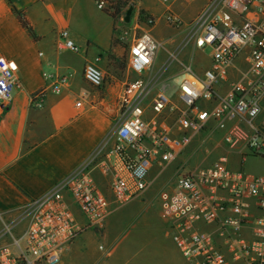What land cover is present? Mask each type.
<instances>
[{
  "label": "built area",
  "instance_id": "obj_1",
  "mask_svg": "<svg viewBox=\"0 0 264 264\" xmlns=\"http://www.w3.org/2000/svg\"><path fill=\"white\" fill-rule=\"evenodd\" d=\"M157 1L158 16L141 11L116 28L124 34L132 26L128 69L137 80L125 84L117 97L111 136L43 195L14 214L0 213V264H59L81 232L100 229L115 209L149 188L153 163L170 164L193 140L202 146L221 133L228 150L241 145L252 155H264V135L256 126L264 100V0ZM105 4L95 0L98 10ZM179 7L195 11L194 16L185 22ZM161 26L181 34L172 50L156 36ZM56 47L77 52L67 30L58 33ZM187 49L190 54L209 51L210 65L200 76L179 59ZM160 50L167 58L155 70ZM240 57L247 67L232 80ZM99 61L95 57L82 72L94 89L105 86ZM173 64L177 72L166 77ZM16 71L14 61L0 57V106L21 87ZM47 78L53 93L68 85L65 76ZM45 93H33L30 104L42 107ZM95 172L110 180L109 195L98 188ZM158 200V217L187 264H264V176L233 171L222 155L207 167H181L172 191L162 190Z\"/></svg>",
  "mask_w": 264,
  "mask_h": 264
},
{
  "label": "crops",
  "instance_id": "obj_2",
  "mask_svg": "<svg viewBox=\"0 0 264 264\" xmlns=\"http://www.w3.org/2000/svg\"><path fill=\"white\" fill-rule=\"evenodd\" d=\"M19 14L25 16L37 40ZM116 27L111 17L96 8L95 0H0V57L16 63L21 83L11 102L0 106V213L14 214L43 195L111 136L117 97L125 84L111 85L106 81V66L112 55L119 53ZM62 30L68 31L77 52L57 49L55 44ZM194 56L198 58H190ZM95 57L100 58L97 65L105 75L102 89L90 87L82 76L84 65ZM180 61L200 76L210 65V54L195 52L189 54L187 62ZM243 64L244 58L236 60L232 80ZM47 76H65L68 85L60 93H53ZM42 89L46 91L43 105L34 107L30 96ZM77 101L81 103L79 107ZM172 102L178 103L176 98ZM145 118L148 120L150 114ZM195 141L186 149V160L198 148ZM112 143L111 139L109 145ZM212 146L219 149L215 155L209 151L211 157L190 170L207 167L225 155L233 171L264 176V172L244 171L242 165L251 154L241 145L228 150L220 140ZM185 154L166 166L153 163L148 173L149 188L115 209L100 229L81 232L64 250L59 264H182L167 225L158 217V194L162 189L172 191L177 171L186 162ZM94 180L109 195L110 180L98 172ZM73 211L82 224V215L74 207Z\"/></svg>",
  "mask_w": 264,
  "mask_h": 264
},
{
  "label": "rangeland",
  "instance_id": "obj_3",
  "mask_svg": "<svg viewBox=\"0 0 264 264\" xmlns=\"http://www.w3.org/2000/svg\"><path fill=\"white\" fill-rule=\"evenodd\" d=\"M129 4H135V6H136V11L134 12L132 18L136 15V13L139 14L141 11H146V12H148L150 14H153V15H156V16H158L160 11H162V7L158 3L157 0H122V5L120 7L119 16H120L121 12L124 10V8L126 6H128ZM137 8H138L139 11L137 10ZM182 8L184 9L186 7H179V9H181L179 11H181V16L183 17L185 22H187L188 20L191 19V17L194 16L195 11L188 12V11H185V9L182 11ZM104 9L107 10L109 13L113 14V13H115V4L106 3L105 6H104ZM119 16L114 21L115 25L117 27L119 25H122L119 22ZM174 34H175L174 31L168 30V29L164 28L163 26H161L160 28L156 29V36L159 39H162L163 41H166L164 43V48L167 49V50L168 49L172 50L176 46L177 42L180 40V35L181 34H179V35L176 34L175 36H174ZM117 36H120V37L122 36L123 39L122 40H119V39L117 40ZM131 36H132V26L131 25L129 27H127L126 33H124V34L118 32L117 30L115 32V41H116V43L118 45V52L119 53L116 56L112 55L111 63H109L106 66L107 67V74H109V76H108L106 81L109 84L111 83V85H114L117 82H119V83L124 82L125 84H128L130 82H133V81L137 80V76L135 74L131 73L129 71V69H128L127 44H128V41L130 40ZM169 38H170V40H167ZM52 41H54V40H51V43H52ZM208 53H209V51L207 50L204 54H208ZM189 54H190L189 49H187L185 52H183L180 55L179 59L182 60L183 62H187L186 58H189ZM185 55L187 57L184 58ZM166 58H167L166 52L164 50H160L158 52V54H157L155 70H157L160 66H162L163 61ZM190 58H198V56H194V57H190ZM190 61H192V60H190ZM192 66L194 67V64H192ZM246 67H247V65H246V63L244 61L243 67L241 69L243 70ZM177 70H178L177 64H173L172 65V69H169L168 75H166V77L170 78L171 76H173L177 72ZM111 77H113L114 79H111ZM170 84H171V86H173L174 82L172 81ZM167 119L169 121L171 118L168 117ZM256 126L261 131V133L264 135V100L262 102V111H261L259 117L256 120ZM212 140H214V141H208L207 143L203 144L202 146L199 145V142L196 140L195 141V145L198 148H197L196 151L193 152L194 154H192L193 156L190 159L186 160V157L188 155V151L186 150V152H184V153H186L184 158H183V160L186 161L184 163V165H183V169L185 171L190 170L192 168H195L198 165H201L204 161L208 160L211 157L210 156L211 154L215 155L216 151H218L219 149H217V150L215 149L214 150L212 144L215 141H216V143L219 142L221 140V136L219 137V134H217V135H215L213 137ZM209 151H212L211 154H210ZM217 158H215V159H217ZM242 168L246 172H249L251 170L252 171H256V172H264V155H252L251 154L246 159L244 164L242 165ZM165 189H168V188H165ZM173 256H174V254H173ZM178 262H180L182 264H186L185 261L182 258Z\"/></svg>",
  "mask_w": 264,
  "mask_h": 264
},
{
  "label": "trees",
  "instance_id": "obj_4",
  "mask_svg": "<svg viewBox=\"0 0 264 264\" xmlns=\"http://www.w3.org/2000/svg\"><path fill=\"white\" fill-rule=\"evenodd\" d=\"M106 3H112L115 4V13H109L107 10H102V12L106 15H108L109 17H111L114 21L116 20V18H118L119 16V11H120V7L122 5V0H104ZM23 24L25 26V28L27 29V31L30 33V35L33 37V39L37 40V37L35 36L31 26L29 25V23L27 22L25 16L23 14H19Z\"/></svg>",
  "mask_w": 264,
  "mask_h": 264
},
{
  "label": "water",
  "instance_id": "obj_5",
  "mask_svg": "<svg viewBox=\"0 0 264 264\" xmlns=\"http://www.w3.org/2000/svg\"><path fill=\"white\" fill-rule=\"evenodd\" d=\"M135 12V5H128L119 16V22L123 25H128L131 22V17Z\"/></svg>",
  "mask_w": 264,
  "mask_h": 264
}]
</instances>
